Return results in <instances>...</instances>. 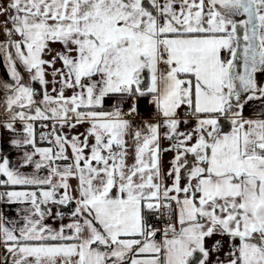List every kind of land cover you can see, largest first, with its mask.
Segmentation results:
<instances>
[{"label":"snow or ice","instance_id":"snow-or-ice-1","mask_svg":"<svg viewBox=\"0 0 264 264\" xmlns=\"http://www.w3.org/2000/svg\"><path fill=\"white\" fill-rule=\"evenodd\" d=\"M0 63V264H264V0H0Z\"/></svg>","mask_w":264,"mask_h":264},{"label":"crops","instance_id":"crops-1","mask_svg":"<svg viewBox=\"0 0 264 264\" xmlns=\"http://www.w3.org/2000/svg\"><path fill=\"white\" fill-rule=\"evenodd\" d=\"M5 73L7 70L5 69L4 65L2 64ZM1 65H0V76H1ZM2 77V76H1ZM10 79V77H7ZM252 104V108H248L246 106L245 115H255L259 112L262 108H264V102L261 101H253L250 102ZM141 113L144 119H150L153 115L154 108L151 104L148 103L147 98H143L140 103ZM2 111V109H0ZM226 127L227 122H226ZM19 127V126H18ZM230 130V128H229ZM11 134L8 133L6 129L0 128V157H8L11 159L13 163L16 162L20 158V152L14 148L10 144ZM170 156V154H168Z\"/></svg>","mask_w":264,"mask_h":264},{"label":"flooded vegetation","instance_id":"flooded-vegetation-1","mask_svg":"<svg viewBox=\"0 0 264 264\" xmlns=\"http://www.w3.org/2000/svg\"><path fill=\"white\" fill-rule=\"evenodd\" d=\"M0 65H1V74H2L1 76H2L3 79H5L7 77H6L5 71L3 69L2 63H0Z\"/></svg>","mask_w":264,"mask_h":264},{"label":"rangeland","instance_id":"rangeland-1","mask_svg":"<svg viewBox=\"0 0 264 264\" xmlns=\"http://www.w3.org/2000/svg\"><path fill=\"white\" fill-rule=\"evenodd\" d=\"M3 64V63H2ZM4 65V67H5V69L7 70V66H6V64H3ZM0 80H3V78L0 76ZM3 95H0V101H2L3 100Z\"/></svg>","mask_w":264,"mask_h":264},{"label":"water","instance_id":"water-1","mask_svg":"<svg viewBox=\"0 0 264 264\" xmlns=\"http://www.w3.org/2000/svg\"><path fill=\"white\" fill-rule=\"evenodd\" d=\"M6 74V73H5Z\"/></svg>","mask_w":264,"mask_h":264}]
</instances>
